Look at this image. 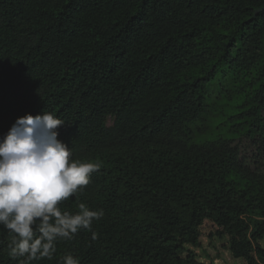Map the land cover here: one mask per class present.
I'll list each match as a JSON object with an SVG mask.
<instances>
[{"label":"trees","instance_id":"trees-1","mask_svg":"<svg viewBox=\"0 0 264 264\" xmlns=\"http://www.w3.org/2000/svg\"><path fill=\"white\" fill-rule=\"evenodd\" d=\"M207 222L264 264V0H0V264H216Z\"/></svg>","mask_w":264,"mask_h":264},{"label":"rangeland","instance_id":"rangeland-1","mask_svg":"<svg viewBox=\"0 0 264 264\" xmlns=\"http://www.w3.org/2000/svg\"><path fill=\"white\" fill-rule=\"evenodd\" d=\"M113 119H109V123H112ZM213 225L211 222H207L203 229L202 246L200 248H193L198 253L201 260L210 261L213 260L217 264H243L241 258H236L232 255L227 237H212L208 236V232L212 229ZM264 245V238L261 240Z\"/></svg>","mask_w":264,"mask_h":264},{"label":"crops","instance_id":"crops-1","mask_svg":"<svg viewBox=\"0 0 264 264\" xmlns=\"http://www.w3.org/2000/svg\"><path fill=\"white\" fill-rule=\"evenodd\" d=\"M217 264V263H216Z\"/></svg>","mask_w":264,"mask_h":264}]
</instances>
